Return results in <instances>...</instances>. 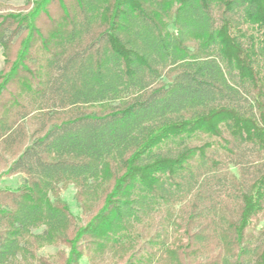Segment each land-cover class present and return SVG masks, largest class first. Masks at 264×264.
Here are the masks:
<instances>
[{
	"label": "trees",
	"instance_id": "obj_1",
	"mask_svg": "<svg viewBox=\"0 0 264 264\" xmlns=\"http://www.w3.org/2000/svg\"><path fill=\"white\" fill-rule=\"evenodd\" d=\"M26 2L0 15V164L25 177L0 264L59 241L78 264L87 236L126 264H264V0Z\"/></svg>",
	"mask_w": 264,
	"mask_h": 264
},
{
	"label": "rangeland",
	"instance_id": "obj_2",
	"mask_svg": "<svg viewBox=\"0 0 264 264\" xmlns=\"http://www.w3.org/2000/svg\"><path fill=\"white\" fill-rule=\"evenodd\" d=\"M32 8V2L31 5L28 6L26 0H0L1 16H7L9 14L24 15L29 13ZM27 34L28 33H25L20 41L9 49L8 57L10 61H14L17 58L18 52L22 47V41L25 39ZM0 49L1 56H3L1 61L4 63L2 69H0V72H2L5 67L6 58L3 54V49L1 47ZM24 179L25 177L21 174H8L4 164L0 166V190L16 189L23 184ZM76 194L77 189L73 184H65L63 186L61 185L58 191V195L69 203L72 213L78 218L76 223L77 228H74L77 232L80 227L86 226L88 224L89 218L84 215L83 209L77 205ZM263 227L264 219L259 224V228ZM40 231L41 230H37L35 232ZM71 233L73 234V232ZM94 241L96 240H93V238L87 236L84 238V240H81L77 243L80 253L78 264H126L128 260V257L126 256L128 255H112V253L109 251V245L105 246V249L107 250L104 252L95 253V248H97L96 244L98 243L95 244ZM29 250L32 251V255H28V253H26L27 258L22 257L19 261L20 264H70L68 260L72 252V246L68 243L61 241L52 243H33ZM92 256H94L96 259L93 260Z\"/></svg>",
	"mask_w": 264,
	"mask_h": 264
},
{
	"label": "crops",
	"instance_id": "obj_3",
	"mask_svg": "<svg viewBox=\"0 0 264 264\" xmlns=\"http://www.w3.org/2000/svg\"><path fill=\"white\" fill-rule=\"evenodd\" d=\"M0 50H1V49H0ZM1 58H3V56H1V53H0V69H2L3 64H4V63H2L3 61H1Z\"/></svg>",
	"mask_w": 264,
	"mask_h": 264
}]
</instances>
